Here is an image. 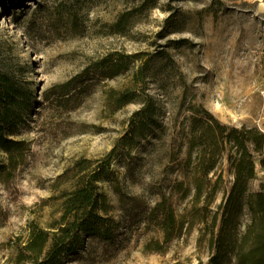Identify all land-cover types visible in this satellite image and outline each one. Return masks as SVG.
<instances>
[{
  "label": "rangeland",
  "instance_id": "1",
  "mask_svg": "<svg viewBox=\"0 0 264 264\" xmlns=\"http://www.w3.org/2000/svg\"><path fill=\"white\" fill-rule=\"evenodd\" d=\"M0 68L31 92L13 136L25 151L0 170V264H12L31 223L59 216L55 196L76 162L109 155L110 179L99 186L120 228L110 241L83 235L61 264L208 260L198 225L166 242L147 214L163 194L177 213L190 206L173 184L193 106L264 130V0H0ZM122 91L133 99L119 107ZM144 105L152 119L123 141ZM0 161L8 163L2 150Z\"/></svg>",
  "mask_w": 264,
  "mask_h": 264
},
{
  "label": "trees",
  "instance_id": "2",
  "mask_svg": "<svg viewBox=\"0 0 264 264\" xmlns=\"http://www.w3.org/2000/svg\"><path fill=\"white\" fill-rule=\"evenodd\" d=\"M30 99V90L0 68V150L8 160L0 161V170L16 166L23 156L25 142L13 136L31 106ZM132 99L131 92H119L117 105L121 107ZM190 110L193 115L187 157L181 168L183 177L173 184V192L181 199L192 197L190 206L177 213L173 202L163 194L149 210L148 219L161 229L166 242L198 225V243L208 248V260H178L173 264H264V187H253L257 161L263 163L264 130L246 124L231 126L196 106ZM152 113V106L138 110L122 140L133 139L147 125L145 118L152 119ZM109 156L95 166L89 159L76 162L68 171L71 185L55 196L59 216L47 226L31 223L27 239L17 238L13 243L16 252L12 264H61L65 254L75 251L83 235L103 241L115 237L120 223L111 214L112 204L99 186L110 179ZM224 160L226 168L222 166ZM226 170L229 178H225ZM68 172L62 177H69Z\"/></svg>",
  "mask_w": 264,
  "mask_h": 264
}]
</instances>
